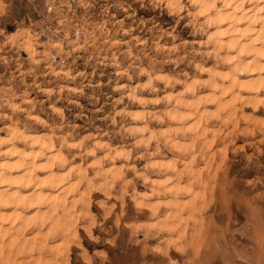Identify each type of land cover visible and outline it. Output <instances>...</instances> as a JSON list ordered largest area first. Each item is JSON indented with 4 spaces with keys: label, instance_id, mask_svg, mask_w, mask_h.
<instances>
[{
    "label": "rangeland",
    "instance_id": "obj_1",
    "mask_svg": "<svg viewBox=\"0 0 264 264\" xmlns=\"http://www.w3.org/2000/svg\"><path fill=\"white\" fill-rule=\"evenodd\" d=\"M179 1V10H172L167 0H0V126L14 121L39 130L25 118L31 113L75 139L101 133L130 150L135 170L144 171L148 158L131 114L142 111L150 129L176 135L163 114L164 93L195 79L201 63L217 62L200 53L207 29L192 21L189 1ZM158 74L171 81H154ZM148 77L153 91L137 88ZM127 87L143 91L146 103L126 96ZM204 119L208 145L195 143L191 164L201 178V197L194 209L185 207L188 197H179L183 226L168 233L154 222L163 213L152 219L138 213L133 191L146 194L149 185L132 173L127 190L116 185L110 202L91 194L93 237L81 234L86 255L71 254L69 264H264V129ZM186 135L184 145L192 139ZM156 142L149 147L155 158L183 159Z\"/></svg>",
    "mask_w": 264,
    "mask_h": 264
},
{
    "label": "bare ground",
    "instance_id": "obj_2",
    "mask_svg": "<svg viewBox=\"0 0 264 264\" xmlns=\"http://www.w3.org/2000/svg\"><path fill=\"white\" fill-rule=\"evenodd\" d=\"M167 1L170 9L180 8L179 0ZM188 1L192 21L207 29L198 44L203 48L200 53L213 56L217 62L201 63L195 79L182 83L181 90L172 88L164 93L167 107L162 112L180 136L170 137V129L165 132L166 128L152 130L144 123V112L128 111L139 133L136 142L146 151L141 155L148 158L144 171L135 170L130 150L110 144L101 133L75 139L71 134L54 131L42 117L31 113L25 118L40 124L39 130L22 128L12 120L0 126V264H26V260L33 264H69L75 253L83 259L86 251L80 244L81 234L87 239L93 237L91 194H99L101 203L110 202L116 185L127 190L132 173L134 179L149 185L146 194L133 191L131 201L138 213L148 219L163 213L155 224L163 225L168 233L180 229L186 220L179 197H188L185 207L192 209L201 197V178L191 164L195 143L201 141L200 147L206 144L208 132L202 127L203 119L213 117L233 123L235 128L242 121L244 130L248 125L264 129V0ZM150 78L138 83L137 88L151 91ZM155 80L171 81L165 74H158ZM135 89L127 87L126 96L140 105L146 103L139 97L143 91ZM50 108L57 112L55 107ZM184 134L192 138L185 145L181 140ZM156 141L169 145L183 159L155 158L149 147ZM184 176L189 178L186 186L182 185Z\"/></svg>",
    "mask_w": 264,
    "mask_h": 264
}]
</instances>
